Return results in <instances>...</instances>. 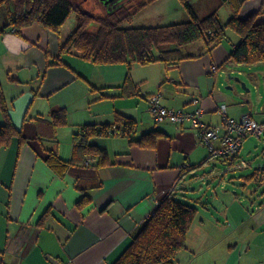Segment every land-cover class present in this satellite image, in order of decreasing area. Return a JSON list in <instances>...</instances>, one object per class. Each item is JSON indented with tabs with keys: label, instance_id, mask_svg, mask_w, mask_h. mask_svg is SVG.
I'll list each match as a JSON object with an SVG mask.
<instances>
[{
	"label": "crops",
	"instance_id": "0c3cea01",
	"mask_svg": "<svg viewBox=\"0 0 264 264\" xmlns=\"http://www.w3.org/2000/svg\"><path fill=\"white\" fill-rule=\"evenodd\" d=\"M241 1V19L255 15V22H264V0ZM190 2L200 18L217 11L226 22L232 15L229 7L221 18L220 9L229 6L222 0ZM74 30L64 25L57 34L32 24L21 34L11 28L0 32V82L12 121L25 138L0 148V264H115L172 191L179 199H194L185 191L190 178L209 166V149L190 120L155 121L149 111L151 95L161 93L167 107L202 108L201 119L208 126H221L225 116L239 120L246 114L264 122V63L224 64L240 40L233 30L211 51L203 41L191 44L185 52L192 57L174 66L156 62L131 67L94 64L74 50L62 52ZM128 73L132 95L123 88ZM59 109H66L67 124L54 126L51 114ZM117 112L134 119L136 127L128 137L90 139L107 151V164L98 166V157L90 155L64 176L50 168L49 150L72 160L79 129L112 123ZM154 131V144L142 145L143 136ZM263 166L249 165L253 172L244 176L245 182L258 185L251 191V206L242 205L235 191L228 204L224 201L219 210L223 226L207 210H199L203 219L193 222L175 264H264V181L247 179ZM85 195L91 201L80 209L77 202ZM48 210L50 216L40 224ZM219 243L227 251L199 259L201 251Z\"/></svg>",
	"mask_w": 264,
	"mask_h": 264
},
{
	"label": "trees",
	"instance_id": "16d2710c",
	"mask_svg": "<svg viewBox=\"0 0 264 264\" xmlns=\"http://www.w3.org/2000/svg\"><path fill=\"white\" fill-rule=\"evenodd\" d=\"M222 1L226 2L232 11L230 19L226 22L220 20L217 11L200 18L190 0H180L189 14L188 21L168 25L128 27L124 26V23L137 14L147 2L143 0L126 4L111 10L107 16L96 17L95 14L83 7L82 0H0V8L4 7L6 12L5 24L1 25L0 20V32L11 28L12 31L21 34L22 28L39 24L60 34L68 18L75 14L78 25L62 45V52L74 50L80 54L82 59L94 64L125 63L131 67L133 63L147 65L156 62L174 66L181 60L192 57L185 52V49L191 44L203 41L207 51H211L213 47L221 44L227 38V30L230 29L240 36V40L224 64L250 66L264 63V22H255V15L241 19L239 17L241 0ZM94 25H97L96 31L91 30ZM123 88L125 94H134L131 90L132 81L129 73ZM0 111L3 117L0 120V148L10 145L14 138L24 141L22 131L16 127L9 114L1 82ZM51 117L54 126L67 124L66 109L53 111ZM112 126L118 128L119 134L108 133V129ZM135 127L134 119L117 112L116 119L112 123L85 125L79 129L75 135L76 142L72 160H64L56 150L51 149L46 162L60 176H64L71 165L79 163L90 155L98 157V166L105 165L108 160L107 151L95 143H90V139L96 136L128 137L131 136ZM145 136L140 140V143L153 145L158 133L154 131ZM249 136L261 139L264 137V135L254 134H249L246 137ZM147 137L151 139L150 143L145 140ZM241 150L242 147L240 153ZM240 153L238 156H231L228 159H215L223 163L235 164ZM212 158L210 153L208 160ZM241 162L237 166L249 167L248 162L245 161L246 167H242ZM187 170H190V166ZM247 179L249 181H264V166L258 167L255 173ZM90 201L91 198L85 195L77 202V206L80 209L84 208ZM198 212L197 206L179 199L177 193L172 191L152 211L134 236L132 243L115 264H175L176 255L186 248L187 234ZM50 214L51 210L45 212L39 223L43 224Z\"/></svg>",
	"mask_w": 264,
	"mask_h": 264
},
{
	"label": "rangeland",
	"instance_id": "374dc122",
	"mask_svg": "<svg viewBox=\"0 0 264 264\" xmlns=\"http://www.w3.org/2000/svg\"><path fill=\"white\" fill-rule=\"evenodd\" d=\"M141 1L143 0H119L117 3L119 4L120 2L121 4L129 5ZM144 1L147 2V4H145L130 20L126 21L124 26L148 27L168 25L182 22L181 16L184 17V15H187L189 17L188 12L180 0ZM82 2L83 7L95 14L96 17L107 16L109 14L108 7L101 0H82ZM228 9L229 6L227 5H224V7L220 9L221 18H225ZM5 17V8L2 7L0 8L1 22L5 21ZM64 25L66 30L72 27L76 28L78 25L77 16L72 14ZM91 30L96 31L97 25L92 26ZM242 160L248 162L251 166L256 163L264 165V137L262 139L255 136L246 137L240 157L236 159L235 164L223 163L218 159L212 158L209 166L199 170L198 176H192L190 178L191 185L188 186V190L185 191V194L194 199H185V201L197 206L202 213L205 212L204 210H207L210 217L214 216V219H218L221 225L223 224L224 216L222 214L223 212L219 210L225 207L224 201L228 204L230 195L234 194L233 191L237 192L240 198H243L242 205L245 207L251 206V193H253L251 191H254L252 189L258 187V185L255 182L251 183L244 181V176L252 173L253 169L251 167L247 169L237 166ZM193 188H196V190H193ZM245 188L247 189L245 190ZM201 202L204 203V205ZM205 205L208 209L205 208ZM204 214H206V212ZM197 219H203V215L197 214L195 220ZM242 239V243H246L247 245L250 244L249 240L245 238ZM216 250L227 251L226 246L221 247V243H219L201 251L198 257L201 260H205L206 257L211 256ZM250 256L251 252L247 254V257Z\"/></svg>",
	"mask_w": 264,
	"mask_h": 264
},
{
	"label": "built area",
	"instance_id": "2783aa9c",
	"mask_svg": "<svg viewBox=\"0 0 264 264\" xmlns=\"http://www.w3.org/2000/svg\"><path fill=\"white\" fill-rule=\"evenodd\" d=\"M216 68L213 66V71H216ZM149 111L157 122L170 121L182 124L190 120L193 126L198 129L201 141L209 148L213 158L228 159L231 156H238L246 136L249 134L264 135V123L256 120L251 114H246L239 120L225 116L221 126H208L201 119L202 108L188 111L184 108L167 107L162 104L161 93L149 97ZM221 111L225 114V105L222 106ZM108 133L117 135L119 131L116 126H112L108 129ZM241 165L246 167L247 163L242 161ZM186 169H188L187 165Z\"/></svg>",
	"mask_w": 264,
	"mask_h": 264
},
{
	"label": "flooded vegetation",
	"instance_id": "af4514ba",
	"mask_svg": "<svg viewBox=\"0 0 264 264\" xmlns=\"http://www.w3.org/2000/svg\"><path fill=\"white\" fill-rule=\"evenodd\" d=\"M101 1H103V3L108 7V10H109L108 12H111V10H114L116 8H119V7L123 6V5H125V4H121L120 2L118 4L117 2L119 0H101Z\"/></svg>",
	"mask_w": 264,
	"mask_h": 264
}]
</instances>
